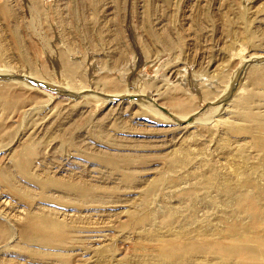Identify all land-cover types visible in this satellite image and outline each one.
Returning a JSON list of instances; mask_svg holds the SVG:
<instances>
[{
    "label": "rangeland",
    "instance_id": "1",
    "mask_svg": "<svg viewBox=\"0 0 264 264\" xmlns=\"http://www.w3.org/2000/svg\"><path fill=\"white\" fill-rule=\"evenodd\" d=\"M0 43V264H159L173 244L189 263L233 243L243 195L222 186L238 169L264 185L246 119H264V0H0ZM34 212L60 235L25 243Z\"/></svg>",
    "mask_w": 264,
    "mask_h": 264
},
{
    "label": "bare ground",
    "instance_id": "2",
    "mask_svg": "<svg viewBox=\"0 0 264 264\" xmlns=\"http://www.w3.org/2000/svg\"><path fill=\"white\" fill-rule=\"evenodd\" d=\"M72 7H71V12H72L73 16L76 17V14L74 12L75 10L73 11ZM7 11L9 12V10H7ZM75 17H73L72 19H74ZM19 35H20L19 33L18 34L15 33L13 35V43H11V42L10 43L14 44L16 46V49L17 48L19 49V52H20L19 54L20 55L22 54L24 60H27L26 55L24 54L25 52H23L22 44L20 42L21 38H19ZM15 46H13V47H15ZM9 48L10 47H5V45L0 43V57H1V59L4 58V55L9 50ZM18 49H17V51H18ZM11 50H12V48H11ZM13 52H14V49H13ZM70 65H71V63H70ZM71 67H72V69L70 71H72V73L76 72L78 70V67L75 64L73 66H71ZM73 75L75 77L76 74L73 73ZM73 75H72V78L74 79ZM75 81H77V80H75ZM176 101L177 100H175L173 102H176ZM192 102L193 101H191V103ZM187 104H189V103H187ZM174 106H175V108L179 109L181 107L182 108L186 107V106L188 107L190 105H185L183 103H178L177 105H174ZM235 106H236V104H235ZM250 110L251 109H250L249 100L246 98L245 100L242 101L241 111L244 112V114L247 113L249 115L248 112L251 113ZM244 117H246V116H244ZM185 118H187V117H185ZM246 119L251 123L249 126H247V130L252 133L251 142L258 149V151H261V152L264 151V119L256 117L255 115H254V117L253 116L252 117L248 116ZM182 126L183 125H181V127ZM188 127H189V125H185L181 129L186 130V129H188ZM226 134H228V133H226ZM248 138H249V136H248ZM229 140H230V137L227 136L224 139L225 144ZM183 146H184V144H183ZM179 147H178V149H180ZM181 147H182V145H181ZM30 148H32V147H30ZM177 154H179V153H177ZM184 154H183V156L185 157ZM21 161H22L21 163H23V162L25 163V161L27 163L28 162V158H23V159H21ZM173 161H175V160H173ZM183 161H184V159H183ZM173 164H174V162H173ZM204 173H206V172H204ZM236 173L237 174L239 173L242 176V179L239 182V184H232L231 182H226L222 186L223 190L229 191L231 193L232 192H234V193L238 192V193H241L243 195L242 198L237 202V205L235 206V209H238V211L244 217V219L242 221H233L231 223H228V224L225 225L224 229H222V230H224L227 233L228 240L232 241L233 243L230 244L228 247H224V246H221V245L218 246L216 244H211V243L203 244V242H202V244L189 246L187 249L191 250V251H195L197 253V255H198V256H196L197 258L194 256L195 257L194 258L195 262L193 261L194 262L193 263V262L190 261L189 262L190 264H264V185H260L257 181L251 179L246 173L243 172V170L241 172V169H238L236 171ZM3 175H4V178H3L4 180L9 177L8 175H5V174H3ZM234 178H236V177H234ZM215 179L218 180L217 173L210 172V173L206 174L205 176H203L204 186L208 187L209 185H211L213 183V181ZM11 187H14L15 190L19 191L16 188V186H12L11 185ZM71 187L75 188V189L79 188V187H73V186H71ZM247 187H251L252 189L256 190V194H254V195L252 194L251 195L250 193L252 191L250 193H248ZM87 192L90 193V191H86V192H83V195L84 196L87 195ZM143 200H145V199H143ZM40 212H34L32 214V216H31L32 218H30L29 215H28V217L30 219H25L24 221H23L22 217H21L22 219L21 218L20 219L17 218V220L19 222V227L22 230L21 233H22V237L25 240V243L26 242H36V241H39V240H44L45 238H49V237H52V236L60 235V234H58L59 233V229H61V227H63L64 224L61 223L60 221L50 217V216L45 215L44 212L43 213H40ZM171 212H172V214H174L173 211L170 209V213ZM189 220H190V222L197 223V217L193 213H190ZM6 232L7 231H6L4 223L0 222V241L3 239V237L6 234ZM143 232H144L143 236L144 235L146 236L147 235L146 229ZM157 233H158V231H157ZM192 233L193 234L202 235L207 240H210L213 236L216 237V235L218 234V233H211V232L204 231L202 229V227H198V228L192 230ZM156 235L161 236L160 233H158ZM60 237H62V236H60ZM221 240L222 239H220V241ZM179 247L181 248V246L178 245V244L170 245V249H169L168 252H163L156 258L157 261H159V264H189L188 261L191 260V258L190 259L188 258L189 260H186L185 257H181V256L177 255L176 253H174L176 251V249L179 248ZM144 264H147V263H144Z\"/></svg>",
    "mask_w": 264,
    "mask_h": 264
}]
</instances>
